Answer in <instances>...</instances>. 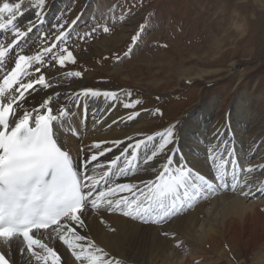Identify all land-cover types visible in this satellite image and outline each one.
Listing matches in <instances>:
<instances>
[{"label": "snow or ice", "instance_id": "obj_1", "mask_svg": "<svg viewBox=\"0 0 264 264\" xmlns=\"http://www.w3.org/2000/svg\"><path fill=\"white\" fill-rule=\"evenodd\" d=\"M45 7L46 0H37L36 19L22 28L17 23L18 16L23 15L21 3L5 0L0 5V242L3 246L0 264H15L11 259L13 250L21 257L27 256L29 264H62L61 254L54 245L50 246L53 241L62 242L77 264H120L78 230L86 228V220L92 213L103 209L144 224L162 225L190 210L194 202L209 199L221 191L250 195L254 185L247 175L264 165H241L233 158L227 142L221 141L209 156L214 165L212 176L202 175L177 158L180 150L176 146L175 123L143 139L126 137L133 143L119 139L95 142L83 160L79 155L74 157L57 131L72 117L71 109L80 106L81 97L115 102L123 91L127 102L122 106L126 109L135 108L141 101L132 99L131 90L85 87L66 92L61 102V93L56 90L61 81L82 79L84 74L65 71L57 79L54 73L55 69L77 64L69 41L73 39L70 33L80 16L70 24L62 20L51 25L54 31L49 34L41 31ZM4 14L8 16L6 20ZM98 29L104 33L111 31L106 24H97L78 39L93 38ZM144 29L145 25H140L131 37L125 56L132 53ZM9 35L11 39L5 43ZM34 36L46 46L31 52L28 46ZM9 65L14 66L9 68ZM140 114L131 112L127 119L133 120ZM155 114L163 115L158 108ZM102 144L112 146L102 148ZM122 144L119 155L100 161V157ZM79 151L83 153L84 149ZM141 153L144 154L142 161ZM160 156L164 158L163 163L153 164ZM141 162L156 173L154 178L141 181L143 188L136 183L118 182ZM163 235L168 233L165 231ZM63 264H67L66 260Z\"/></svg>", "mask_w": 264, "mask_h": 264}, {"label": "rangeland", "instance_id": "obj_2", "mask_svg": "<svg viewBox=\"0 0 264 264\" xmlns=\"http://www.w3.org/2000/svg\"><path fill=\"white\" fill-rule=\"evenodd\" d=\"M3 2L0 0V5ZM7 2L21 3L23 15L18 16L17 23L22 28L36 19L37 0ZM54 7L57 11L48 17ZM78 15L80 19L73 27L76 33H70L73 39L69 41L77 64L55 69L57 79L65 71H82L88 88L131 90L132 99L141 101L132 111L145 113L144 121L150 125L143 137L175 123L176 146L183 116L199 102L217 99L219 106L211 126L223 128L238 95L244 94L256 117V122L244 133L245 138L252 139L258 132L257 155L251 161L264 160V0H46L47 26L43 25L41 31L51 34L54 31L51 25L62 20L70 24ZM7 18L4 14V19ZM97 24H106L111 31L104 33L98 29L93 38L78 39ZM142 24L145 29L140 40L132 53L125 56L131 37ZM10 39L9 35L4 42ZM113 39L117 41L110 43ZM42 46L46 45L34 36L28 47L35 52ZM117 70L121 73L116 75ZM188 72L193 78L187 77ZM157 108L163 115L155 114ZM176 220L171 221L169 229ZM209 225L210 219L204 217L197 229ZM226 237L219 238L211 250L213 256L233 247L230 237ZM252 256L251 250L245 251L246 264L254 263Z\"/></svg>", "mask_w": 264, "mask_h": 264}, {"label": "bare ground", "instance_id": "obj_3", "mask_svg": "<svg viewBox=\"0 0 264 264\" xmlns=\"http://www.w3.org/2000/svg\"><path fill=\"white\" fill-rule=\"evenodd\" d=\"M55 8H51L52 12L48 14V17L57 11ZM46 24L47 22L44 25ZM71 33L75 34L76 29L73 28ZM117 39L109 42H116ZM120 73L119 70L115 72L116 75ZM187 77L193 78L190 72L187 73ZM85 87H87L85 79L69 78L63 79L56 90L61 93V102H63L66 92H76ZM100 90L117 91L119 89ZM123 102L127 101L122 92H120L119 100L115 102L104 98L85 100L81 97L80 106L71 109L72 117L60 127L57 135L61 136L72 155L74 157L79 155L81 160L95 142L119 139L125 140L126 143H133L134 141L126 140L129 136L134 139H143L150 129L149 123L146 124L144 121L145 113L139 111L141 114L138 117L128 120L127 115L133 111L124 108ZM199 103L182 118L180 141L177 143L180 151L177 158H182L189 167L200 174L211 177L214 165L209 158L210 153L217 145H220L221 141H226L227 147L233 150V158L241 165H264V160L260 163L254 161L256 165L251 161L255 154L257 155L255 145L258 141H255L257 138L255 135L258 132H255L252 139L245 138L244 133L251 128L249 127L251 124L256 122V117L248 106L246 95H238L228 123L223 128L211 126L219 106L217 99L209 98ZM70 128L72 131L69 130ZM75 132L79 135H74ZM111 146V144H102L101 147ZM123 147L122 144L120 148H114L112 152L100 157V161L104 162L114 155H119ZM81 148L84 149L83 153L79 151ZM143 155V153L140 154L141 161ZM157 161L154 160L152 163L157 164ZM159 163L163 161L160 160ZM155 174L149 170L148 165L141 162L134 165L127 176L120 177L118 182L136 183L143 188L141 181L152 179ZM247 179L254 185L249 196L242 195L240 191H221L209 199L194 202L190 210L178 214L162 225L144 224L119 213H108L101 209L88 217L85 229L78 230L81 234H86L93 239L110 254L111 258L120 261V264H246L244 254L248 249L253 252V264H264V244L260 243L264 242V199L260 200L264 197V192L259 191L264 189V168L248 174ZM258 198L259 200L255 201ZM250 200L251 202L248 203ZM211 204L214 206L206 209V206ZM100 211L106 213H100ZM204 217L210 219V225L198 230L197 227ZM175 218L176 224L169 229L171 221ZM165 231L168 233L167 236L163 235ZM183 235L186 236L185 240ZM226 235L230 237L233 247L223 250L221 255L217 253L213 256L211 250L218 244L219 238H225ZM181 244L186 249L181 250L183 248L180 247ZM53 245L62 256V264L65 260L67 264H77L62 242L53 241L50 246ZM2 247L0 242V249ZM11 259L15 264H29L27 256L21 257L15 250L11 252Z\"/></svg>", "mask_w": 264, "mask_h": 264}]
</instances>
